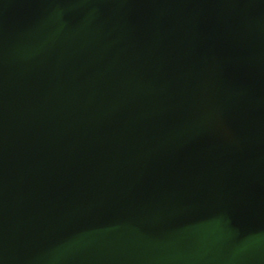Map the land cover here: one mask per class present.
I'll return each mask as SVG.
<instances>
[{"label": "water", "instance_id": "95a60500", "mask_svg": "<svg viewBox=\"0 0 264 264\" xmlns=\"http://www.w3.org/2000/svg\"><path fill=\"white\" fill-rule=\"evenodd\" d=\"M0 264H264V0H0Z\"/></svg>", "mask_w": 264, "mask_h": 264}]
</instances>
